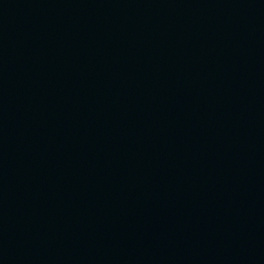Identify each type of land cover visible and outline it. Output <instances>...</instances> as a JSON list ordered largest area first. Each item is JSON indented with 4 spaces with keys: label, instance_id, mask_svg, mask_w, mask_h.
<instances>
[{
    "label": "water",
    "instance_id": "95a60500",
    "mask_svg": "<svg viewBox=\"0 0 264 264\" xmlns=\"http://www.w3.org/2000/svg\"><path fill=\"white\" fill-rule=\"evenodd\" d=\"M210 264H264V0H0Z\"/></svg>",
    "mask_w": 264,
    "mask_h": 264
}]
</instances>
